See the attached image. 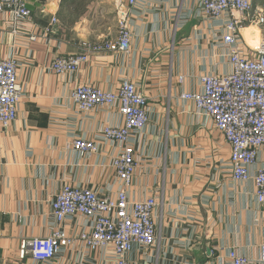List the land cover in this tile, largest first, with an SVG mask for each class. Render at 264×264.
<instances>
[{
    "label": "crops",
    "instance_id": "1",
    "mask_svg": "<svg viewBox=\"0 0 264 264\" xmlns=\"http://www.w3.org/2000/svg\"><path fill=\"white\" fill-rule=\"evenodd\" d=\"M200 2L138 0L129 13L127 53L92 55L78 71L63 74L49 68L56 56L76 53L84 40L115 37L114 23L106 18L113 9L104 0L88 2L84 15L71 23L60 16L68 3L28 0L32 20L26 28L36 34L33 42L9 35L8 14H0V57L15 60L22 89L16 119L0 128V264H115L111 248L89 251L80 242L46 262L29 255L21 259L18 252L22 240L44 237L55 226L51 202L63 185L102 195L120 187L112 158L123 145L101 137L103 127L123 125L118 103L79 112L71 92L79 85L115 91L124 79L148 101L147 124L128 142L138 162L128 197L158 199L155 241L148 248L134 244L126 255L128 264H229L230 250L251 259L259 256L264 211L255 199L253 176L264 167V150L250 167L249 180L234 181L223 136L209 118L196 113L192 102L180 98L201 90V76L231 70L220 40L223 21L206 17ZM252 3L264 7V0ZM54 14L58 22L44 32ZM248 38L263 40L264 28L241 30L246 55L253 54ZM75 138L94 140L97 151L75 153ZM91 226L92 219L83 216L61 225L71 237Z\"/></svg>",
    "mask_w": 264,
    "mask_h": 264
},
{
    "label": "built area",
    "instance_id": "2",
    "mask_svg": "<svg viewBox=\"0 0 264 264\" xmlns=\"http://www.w3.org/2000/svg\"><path fill=\"white\" fill-rule=\"evenodd\" d=\"M137 2L124 0L122 5H117L114 38L104 37L93 43L84 40L76 53L56 56L50 70L57 74L72 73L85 65L92 55L127 53L131 39L129 13ZM252 2L201 0V11L206 17L223 21L224 34L220 40L228 51L231 70L223 75H203L200 77V91L180 94L181 99L193 103L196 113L209 118L223 136L229 146L231 178L237 182L249 180V169L256 165L259 153L264 150V39L251 48L253 54L250 55L242 53L239 42L243 28L264 25V7L254 6ZM2 13L8 14L6 29L9 35L27 36L31 42L36 40V34L26 28L32 20L28 0H0ZM57 22L55 14L52 15L44 32H49ZM182 81L183 77H178V82ZM21 95L15 60L0 57V128L8 127L16 119ZM71 99L79 112L118 103L124 123L122 126L103 127L101 137L123 145L122 150L112 158V167L120 187L114 194L109 192L102 195L90 188L63 185L51 202L55 226L44 237L22 240L19 258L29 255L34 261L46 262L60 249L80 242L89 251L111 248L116 257L115 264H128L126 255L133 245L148 248L156 236L153 213L158 204L157 197L152 195L141 200L128 197V189L138 165L135 151L128 142L147 124L148 101L127 79L122 80L115 91L79 85L72 90ZM71 148L77 154L95 153L97 143L75 138ZM253 182L256 202L264 211V167L256 169ZM75 216L92 219V226L90 231L71 237L61 225L64 220ZM227 260L229 264H264V241L256 259L230 250Z\"/></svg>",
    "mask_w": 264,
    "mask_h": 264
},
{
    "label": "rangeland",
    "instance_id": "3",
    "mask_svg": "<svg viewBox=\"0 0 264 264\" xmlns=\"http://www.w3.org/2000/svg\"><path fill=\"white\" fill-rule=\"evenodd\" d=\"M59 1H60V3L63 2V3H68L69 4V6H66V10L60 13V16L66 23H71V21H73L76 18H79V17L84 15L83 8L91 0H59ZM105 2H106V6H108L109 9H113V11L108 12L106 14V18H108L109 22L112 21V23H114L113 24V28H115V24H116V8H117L118 4L120 5V3L122 4L123 2H119V0H108V1L104 0V3ZM70 4H72V5H70ZM83 18L87 21L86 30L90 29V27H89L90 15H86ZM104 21H106V23H107L106 19ZM262 27L264 28V25ZM251 45L255 46V45H257V42L252 43Z\"/></svg>",
    "mask_w": 264,
    "mask_h": 264
},
{
    "label": "bare ground",
    "instance_id": "4",
    "mask_svg": "<svg viewBox=\"0 0 264 264\" xmlns=\"http://www.w3.org/2000/svg\"><path fill=\"white\" fill-rule=\"evenodd\" d=\"M251 31H258V30H257V28H252ZM251 41H252V40H250V38H248V42H250V43H254V42H251ZM255 41H257V40L255 39Z\"/></svg>",
    "mask_w": 264,
    "mask_h": 264
}]
</instances>
